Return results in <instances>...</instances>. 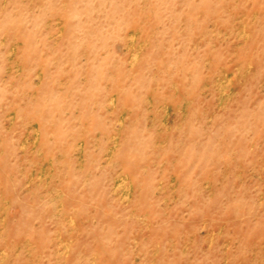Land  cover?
Here are the masks:
<instances>
[{"label": "rangeland", "instance_id": "obj_1", "mask_svg": "<svg viewBox=\"0 0 264 264\" xmlns=\"http://www.w3.org/2000/svg\"><path fill=\"white\" fill-rule=\"evenodd\" d=\"M0 264H264V0H0Z\"/></svg>", "mask_w": 264, "mask_h": 264}]
</instances>
